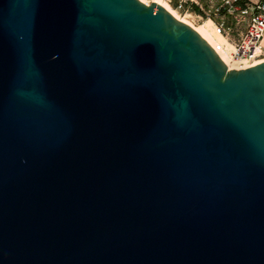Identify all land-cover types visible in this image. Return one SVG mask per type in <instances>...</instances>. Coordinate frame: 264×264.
<instances>
[{"label": "water", "instance_id": "95a60500", "mask_svg": "<svg viewBox=\"0 0 264 264\" xmlns=\"http://www.w3.org/2000/svg\"><path fill=\"white\" fill-rule=\"evenodd\" d=\"M0 264H264V61L154 1L0 0Z\"/></svg>", "mask_w": 264, "mask_h": 264}, {"label": "built area", "instance_id": "2783aa9c", "mask_svg": "<svg viewBox=\"0 0 264 264\" xmlns=\"http://www.w3.org/2000/svg\"><path fill=\"white\" fill-rule=\"evenodd\" d=\"M164 1L176 12L190 14L201 23L210 20L215 33L229 43L228 56L236 69L264 61V0ZM252 44H259V53H252ZM210 46L216 53L224 50L223 44Z\"/></svg>", "mask_w": 264, "mask_h": 264}, {"label": "bare ground", "instance_id": "6f19581e", "mask_svg": "<svg viewBox=\"0 0 264 264\" xmlns=\"http://www.w3.org/2000/svg\"><path fill=\"white\" fill-rule=\"evenodd\" d=\"M144 1V0H141ZM160 5H162L165 9H167L170 13H172L175 17L179 20L186 22V20L180 16L178 12L170 7V5L164 0H151ZM144 3H147L146 1ZM189 24V23H187ZM190 25V24H189ZM192 26L208 43L209 45H216V44H223L224 50L222 52H217L218 56L222 59V61L227 65L229 69L237 68V65L230 61L228 56V52L230 51L231 47L229 43L225 40L224 37L215 33L213 28V23L210 20H205L199 26ZM252 53H259V44H252Z\"/></svg>", "mask_w": 264, "mask_h": 264}, {"label": "rangeland", "instance_id": "374dc122", "mask_svg": "<svg viewBox=\"0 0 264 264\" xmlns=\"http://www.w3.org/2000/svg\"><path fill=\"white\" fill-rule=\"evenodd\" d=\"M148 2V4L149 3H151L152 1L151 0H144L143 2ZM171 7V6H170ZM172 9H174V7H171ZM179 13V12H178ZM180 14V16H182L185 20H186V22L187 23H189L190 25H195V26H199V25H201L202 23H201V21H198L196 18H193L190 14H183V13H179Z\"/></svg>", "mask_w": 264, "mask_h": 264}]
</instances>
